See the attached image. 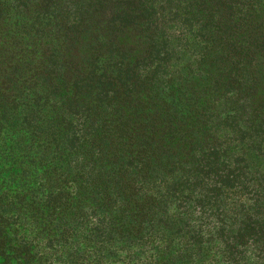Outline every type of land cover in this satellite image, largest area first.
I'll return each instance as SVG.
<instances>
[{
    "label": "trees",
    "instance_id": "trees-1",
    "mask_svg": "<svg viewBox=\"0 0 264 264\" xmlns=\"http://www.w3.org/2000/svg\"><path fill=\"white\" fill-rule=\"evenodd\" d=\"M0 264H264V0H0Z\"/></svg>",
    "mask_w": 264,
    "mask_h": 264
}]
</instances>
